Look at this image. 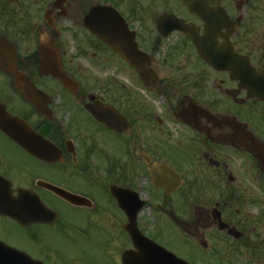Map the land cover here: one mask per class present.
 Masks as SVG:
<instances>
[{
    "label": "flooded vegetation",
    "instance_id": "af4514ba",
    "mask_svg": "<svg viewBox=\"0 0 264 264\" xmlns=\"http://www.w3.org/2000/svg\"><path fill=\"white\" fill-rule=\"evenodd\" d=\"M197 1L192 12L194 0H0V108L49 151L37 156L0 129L2 192L18 200L23 220L0 214L21 241L0 226L1 240L46 264H123L134 228L192 264L216 254L206 231L251 243L254 214L242 210L264 201V160L252 148L254 140L264 147V0ZM97 5L112 6L134 32L148 56L143 76L85 27ZM205 6L214 11L206 20L196 13ZM167 14L198 44L190 31H172L174 21L160 29ZM110 69L126 78L105 80ZM206 188L214 207L200 204ZM214 208L241 238L217 228ZM168 225L180 249L169 245ZM102 231L117 263L67 262L44 246L78 235L95 257Z\"/></svg>",
    "mask_w": 264,
    "mask_h": 264
},
{
    "label": "water",
    "instance_id": "95a60500",
    "mask_svg": "<svg viewBox=\"0 0 264 264\" xmlns=\"http://www.w3.org/2000/svg\"><path fill=\"white\" fill-rule=\"evenodd\" d=\"M193 10V8H192ZM212 14L211 12H205V14L199 13V15L205 20ZM85 26L89 28V30L100 38H104L106 43L111 45L112 48L120 52L124 58L128 61L131 66L135 68L142 69V58L140 54L137 56V47L134 43V37L131 36V41L129 40L127 26L124 24L121 15L111 7H97L94 8L87 16H86ZM170 16H167V18ZM171 18L180 22L176 17L171 16ZM118 19L120 21L118 22ZM116 20V21H115ZM166 21V17L162 19V21ZM211 25V24H209ZM175 28V27H173ZM172 28V29H173ZM180 29H186L193 34L195 38V43L198 44V37L195 33H193L186 26H180ZM114 29V31H112ZM143 70V69H142ZM58 74H62L56 72ZM62 83L68 88L72 87L71 80L67 77H60ZM88 110L92 112L100 121L105 122L108 125H111V122L106 119L105 112L96 106H87ZM0 128L15 141L17 140L26 150H31L35 155L44 157L49 151L44 149L41 146L39 138H36L32 133V131L27 128L24 123L18 119L12 118L5 110L0 108ZM254 148L258 150L260 156L264 160V148L260 145H255ZM0 188L2 189V185L0 184ZM3 195L0 192V212L6 215L13 216L17 221H22L19 218L17 210L6 209V207L2 209V206H6V202L2 199ZM18 201L12 200L10 204L17 206ZM11 207V206H8ZM214 217L219 220L220 229H226L228 227L222 221V217H220V213L217 209L214 210ZM31 220L28 219V221ZM33 220H38L33 219ZM130 233L138 248V253L134 251H127L123 256V264H139L140 260L143 264H189L186 261H182L178 259L175 254H172L166 251L163 247L161 248L159 245L154 243L153 241L148 240L146 237L142 235L140 231L136 229L131 230ZM229 233L234 237H240L241 233L237 232L234 228L230 229ZM151 257L154 259L151 261ZM142 258V259H141ZM0 264H44L34 258H30L24 252H20L15 248H9L5 243L0 241Z\"/></svg>",
    "mask_w": 264,
    "mask_h": 264
},
{
    "label": "rangeland",
    "instance_id": "374dc122",
    "mask_svg": "<svg viewBox=\"0 0 264 264\" xmlns=\"http://www.w3.org/2000/svg\"><path fill=\"white\" fill-rule=\"evenodd\" d=\"M118 73L115 69H110L108 71H105L104 74H102V77L105 80L110 81L112 80H124L126 78L125 75L117 76ZM114 77V78H113ZM123 77V78H122ZM81 82H83L84 85L87 84L85 81V77H81ZM159 100V99H158ZM264 193V192H263ZM197 195H199V191H197ZM200 196L199 201L200 204H204V201H212L214 197V192H212L211 189L206 188L203 193ZM205 207H214L215 205L213 203L208 202V205H204ZM239 207L232 208L233 216L235 217H242V215H239L236 213V209ZM230 210V209H228ZM247 211H252L253 216L251 222V227L249 229V237H251V243L246 244H239L238 242H234L231 240V238L223 237L221 234H217L215 231H206L207 237L208 235L212 236L214 239V246L209 243V249L212 247L219 249L218 256L216 255V259H213L214 256L210 257L211 251H207L205 255L201 258V261L203 264H264V257L258 258V256L254 253L253 249L262 248V251L264 252V217L263 219L259 220L261 215H264V201L262 203H252L249 204L246 208H243L242 213H245ZM244 215V214H243ZM1 227L5 230V237H7L8 241L11 239L13 240V243L19 245L20 244V230L18 226H16L12 221H7L4 219H1ZM169 226V225H168ZM171 230V236H170V246L177 247L180 249V246L177 243V239L179 238L177 235V230L173 226H169ZM100 235L96 237V244H98L99 249L95 254H93L95 257H91L90 252L92 251V245L83 241L82 238L78 235H75V237L66 238L61 236H54L52 240L45 241L44 246H46L48 249L54 251L55 253H58L61 255L65 261L71 262V261H103L105 263L108 262H114L117 263V258L119 254H117L116 249L114 247V244L111 241V234L109 232H99ZM11 235V236H10ZM191 244V241H189ZM213 243V240H212ZM21 244H25L22 243ZM110 246L108 250L104 249L106 246ZM236 248V249H235ZM198 255H202L203 253L200 249H198ZM209 252V254H208ZM121 258V254H120Z\"/></svg>",
    "mask_w": 264,
    "mask_h": 264
}]
</instances>
